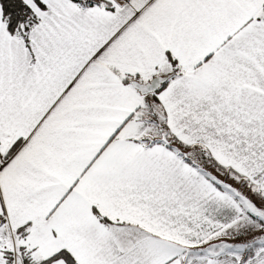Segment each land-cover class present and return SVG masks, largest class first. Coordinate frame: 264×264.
<instances>
[{
  "label": "snow or ice",
  "instance_id": "obj_1",
  "mask_svg": "<svg viewBox=\"0 0 264 264\" xmlns=\"http://www.w3.org/2000/svg\"><path fill=\"white\" fill-rule=\"evenodd\" d=\"M0 264H264V0H0Z\"/></svg>",
  "mask_w": 264,
  "mask_h": 264
}]
</instances>
